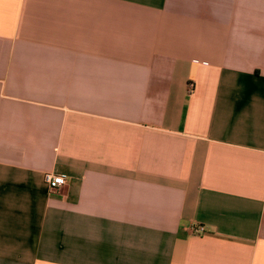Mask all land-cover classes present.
<instances>
[{
    "label": "crops",
    "instance_id": "obj_1",
    "mask_svg": "<svg viewBox=\"0 0 264 264\" xmlns=\"http://www.w3.org/2000/svg\"><path fill=\"white\" fill-rule=\"evenodd\" d=\"M0 264H264V0H0Z\"/></svg>",
    "mask_w": 264,
    "mask_h": 264
},
{
    "label": "built area",
    "instance_id": "obj_2",
    "mask_svg": "<svg viewBox=\"0 0 264 264\" xmlns=\"http://www.w3.org/2000/svg\"><path fill=\"white\" fill-rule=\"evenodd\" d=\"M189 87L191 92H193L195 87L194 83L190 82ZM44 179L47 185L53 190H58L64 187L68 182V177L66 175L55 174L53 172H47L44 176ZM195 231L198 233H203L205 232V228L204 226H199L195 229Z\"/></svg>",
    "mask_w": 264,
    "mask_h": 264
}]
</instances>
